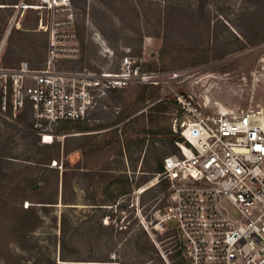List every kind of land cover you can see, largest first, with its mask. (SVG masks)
Returning <instances> with one entry per match:
<instances>
[{"label": "rangeland", "instance_id": "rangeland-1", "mask_svg": "<svg viewBox=\"0 0 264 264\" xmlns=\"http://www.w3.org/2000/svg\"><path fill=\"white\" fill-rule=\"evenodd\" d=\"M73 2L81 55L60 69H116L127 52L143 70L179 77L109 93L87 119L54 125L45 143L28 108L16 118L0 113V264H175L173 223L152 237L144 227L167 187L145 184L178 152L172 90L204 113L264 107V0ZM12 13L0 8V41ZM38 17L33 9L17 16L4 67L43 65Z\"/></svg>", "mask_w": 264, "mask_h": 264}, {"label": "built area", "instance_id": "built-area-1", "mask_svg": "<svg viewBox=\"0 0 264 264\" xmlns=\"http://www.w3.org/2000/svg\"><path fill=\"white\" fill-rule=\"evenodd\" d=\"M1 5L13 10L4 37L29 9L38 11L37 29L47 34L39 68L27 61L4 67L0 47V113L16 118L28 107L43 143L46 136L53 140L54 125L87 119L114 90L167 85L179 77L143 70L127 52L116 69H60L61 61L81 55L73 0ZM172 93L178 152L165 156L162 171L145 184L168 183L166 204L153 224L144 225L148 235L172 222L182 264H264V107L204 113L191 96Z\"/></svg>", "mask_w": 264, "mask_h": 264}, {"label": "trees", "instance_id": "trees-1", "mask_svg": "<svg viewBox=\"0 0 264 264\" xmlns=\"http://www.w3.org/2000/svg\"><path fill=\"white\" fill-rule=\"evenodd\" d=\"M155 88H157V87H155ZM174 103L176 104L175 101H174ZM176 106H177V105H176ZM156 134H159V133H156ZM171 135H172L171 138H170V143H171V144H175L176 141L180 140V136H179L178 134H176V133H174V132H171ZM176 148H177V147H176ZM161 171H162V164L157 166L155 173H158V172H161ZM162 182L165 183L166 186L168 185L167 182H165V181H162ZM23 212H24L25 214L29 215V216H27V217H31V215L33 214V212H32L31 210H23ZM30 228H31V227H30ZM174 255H175L174 257L176 258L177 255H178V252H175ZM175 264H182V262L176 260V263H175Z\"/></svg>", "mask_w": 264, "mask_h": 264}, {"label": "crops", "instance_id": "crops-1", "mask_svg": "<svg viewBox=\"0 0 264 264\" xmlns=\"http://www.w3.org/2000/svg\"><path fill=\"white\" fill-rule=\"evenodd\" d=\"M45 55H46V52H45ZM44 59H45V57H44ZM43 62H44V60H43ZM18 63H19V62H18ZM18 63H17V64H18ZM17 64H16V65H17ZM16 65H14V66H16ZM5 67H13V66H5ZM31 67H32V66H31ZM33 68H39V67H35V66H33ZM114 91H117V90H114ZM114 91H112V92H114ZM112 92H110V93H112ZM27 108H28V107H27ZM25 109H26V108H25ZM25 109H24V110H25ZM69 122H71V121H64V122H62V123H69Z\"/></svg>", "mask_w": 264, "mask_h": 264}, {"label": "bare ground", "instance_id": "bare-ground-1", "mask_svg": "<svg viewBox=\"0 0 264 264\" xmlns=\"http://www.w3.org/2000/svg\"><path fill=\"white\" fill-rule=\"evenodd\" d=\"M3 5H0V7H2ZM19 27V26H18ZM6 39H7V37H4L2 40H1V42H0V47L2 48L3 47V45L5 44V42H6ZM79 135V134H78Z\"/></svg>", "mask_w": 264, "mask_h": 264}]
</instances>
